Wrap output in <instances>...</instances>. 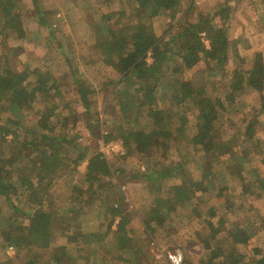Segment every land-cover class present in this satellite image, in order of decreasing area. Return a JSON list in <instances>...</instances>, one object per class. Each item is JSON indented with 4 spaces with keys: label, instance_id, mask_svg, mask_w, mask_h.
<instances>
[{
    "label": "trees",
    "instance_id": "trees-1",
    "mask_svg": "<svg viewBox=\"0 0 264 264\" xmlns=\"http://www.w3.org/2000/svg\"><path fill=\"white\" fill-rule=\"evenodd\" d=\"M129 1L133 7L132 14H128L125 9L99 12L97 19L100 24H92L90 28V32L96 31V35H103L100 40L102 64L109 70L115 89L108 100L114 106L112 115L106 117V109L102 116L91 112L93 91L85 87L86 83L80 77L79 70L72 65L68 51L64 53L67 71L54 77L48 86L42 81L29 80L34 70L28 67L18 70L12 68L10 57L15 56V50L9 48L4 53L3 66L6 68L0 71V198L7 200L12 195L22 196L20 188L14 186L12 179L11 185L6 182L7 177L13 178L18 172L46 171L36 181L37 192L41 197L44 196L43 183L55 184L48 172L45 149H52L57 155L61 151L60 143L76 147V141L82 135L79 131L71 137L60 135L69 127L71 113H68V109L74 106L64 97L74 91L77 93L78 101L82 103L88 117L85 131L91 138L96 136L93 138L96 139L93 154L86 169V174L92 176L89 189L92 201L85 208L76 209L75 202L70 201L67 212L56 208L57 214H51L35 209L25 210L15 203L11 204V213L0 228V246L3 250L11 248L15 254L27 246L35 251L26 261L20 263L16 258L13 264H144L150 261L148 249L145 246L140 248L142 242L148 239L147 228L134 227L132 217L127 218L128 210L115 215L107 206L117 201L115 183L131 190H140L150 197L145 209L149 213L152 230V227L165 229L178 218L181 208H189L199 221L200 228L196 230L199 235L190 234V238L184 241L194 248V252L202 253L198 264H245V256L235 254L230 247L247 245L252 235L262 229V226H255L254 222L246 226L227 222L216 206V202H225L231 191H239V198L245 200L250 196L249 193L257 199L263 197L262 179L256 163L242 165L238 161L244 151L264 158V124L261 125V133H256L259 126L257 119L264 113V51L258 50L260 44H252L244 33L233 38L227 19H231L234 6L229 4L214 13H205L197 22H189L178 19L182 10L181 0ZM32 5L37 24L45 26L47 22L37 1L32 0ZM251 5L255 6L257 13L264 11L262 1L255 0ZM21 8L22 5L15 0H0V37L5 35L9 38L17 33L16 23L21 20ZM112 14L117 17L118 22L114 26L119 31L102 32L104 27H108L104 22L109 21ZM223 15L226 19L220 20L218 24L215 17L221 18ZM159 16L164 20L179 22L175 31H172L173 25L157 38L153 31V19ZM130 17L136 21L129 20ZM21 24L24 28V19ZM56 47L62 49V42L56 43ZM232 47L254 52L252 68L246 70L238 67L228 74ZM202 62L217 65L229 77L224 97L211 99L199 90L192 93L181 91L179 98L172 91L169 100L157 94L156 86L167 65H181L191 70ZM46 67L38 68L37 73L49 75ZM244 90L257 93L260 108L244 122L240 128L242 132L237 134L232 130L235 131L238 124L235 126L233 123L244 117L239 111L229 114V108L242 106L241 96L237 95L243 96ZM38 101L46 104L47 111L51 113L49 125L57 130L58 135L51 137L44 130L34 131L20 126L14 130L8 127L12 121L13 125L19 124L11 118L12 110L29 112ZM135 117L139 118L138 124ZM139 122L145 123L146 127L142 128ZM105 127L112 129L103 136L101 130ZM18 129H23L26 135L23 140L19 139ZM117 131L131 139V147L124 158L136 162L135 171L127 178L123 177L128 172L113 168L97 146L98 138L109 143L116 138ZM154 134L159 135L158 143V138L152 139ZM7 136H10V140L6 147L3 140ZM217 149H221L219 153H215ZM170 150H176L177 160L169 157ZM201 157H205L201 167L204 175L196 172L193 166ZM47 200L46 203L52 204V199ZM245 206L242 205L240 209ZM90 207L105 209L111 214L105 228L100 222L95 226L98 228L93 234L98 238L97 250L93 253L90 250V255L95 253L94 263H90L89 258L67 251V244L76 245L81 239L66 233V244L52 251L51 240L56 235L52 216L64 214L73 217L79 213L76 224L73 222L75 228H79L84 220L86 222L92 218L89 215ZM115 221L127 229L128 236L118 248L109 247L105 241ZM253 254L255 264H264V254L260 249H255Z\"/></svg>",
    "mask_w": 264,
    "mask_h": 264
},
{
    "label": "rangeland",
    "instance_id": "rangeland-1",
    "mask_svg": "<svg viewBox=\"0 0 264 264\" xmlns=\"http://www.w3.org/2000/svg\"><path fill=\"white\" fill-rule=\"evenodd\" d=\"M15 1L22 5L20 11L22 16L21 20L16 21L18 27H16L17 33L15 35H11L9 38H6L5 35H1L0 37V71L6 68L3 66L4 53L10 48L15 50V56L13 58L12 56L10 57V65L12 68L18 70L20 67H28L30 70H34V74L29 77V80L42 81L48 86L54 77L67 71V65L64 62V53L68 51L67 53L70 54L69 59L72 65L79 70L80 77L86 83L85 87L93 91L90 103L91 112L98 113L99 116H102L104 109H106L105 116L112 115L114 106H112L113 104H109L108 100L115 93V89L114 84L111 83L112 76H110L109 70L102 64L100 40L103 38V35H96V31L94 33L90 32V28L92 24H100V21L97 19L99 12L108 13L125 9L128 14H132L133 7L130 1L100 0L98 3V0H36L42 13H44V19L47 22L45 26H39L37 24V17L32 0ZM253 1L255 0H217L216 2L214 0L213 4L207 5L206 10L209 13H214L226 4L234 6L230 17L231 19H227V23L233 32V38L244 33L252 44H260L261 48H258V50L261 49L264 51V11L257 13L255 6L251 5ZM259 1L263 2L262 7H264V0ZM181 2L182 10L179 14V21L182 19L189 22H197L206 13L201 9V6L195 3V0H181ZM258 6L260 7L259 4ZM23 19L24 28L21 26ZM222 19H226V17L224 15L221 18L219 16L215 17V21L218 24H220V20ZM116 20L117 17L112 14L110 20L104 22V25L107 23L108 27H104L102 32L105 30L114 32L116 30L114 25L118 22ZM129 20L136 21L132 17ZM178 22L176 20H164L160 16L154 18L153 31L155 36L157 38L161 37L165 32L164 30L169 29L173 25L172 31H175ZM118 31L119 29L116 30V32ZM251 33L253 34L252 36ZM118 34L122 35L121 33ZM58 42H62V49L56 47V43ZM253 60V51H245L238 47H232L231 59L227 66L228 74L233 73L238 67L249 70L253 66ZM44 67L50 72L47 76H44L40 72L37 73L38 68L44 69ZM228 79L227 74L222 73L217 65L209 64L208 62H202L191 70L185 69L181 65L172 67L169 64L160 76V81L156 86V92L162 98L166 96L164 100H169V97H172V91L179 98V92L181 91L192 93L199 90L205 96L207 95L211 99H214L221 96L224 97ZM237 96H241L242 106L229 108V114L239 111L244 117V119L239 120L237 123L233 121V124L235 126L238 124V127L235 131H232L238 134L242 132L240 128L244 126V122L252 118L260 106L257 102L258 95L253 90H244L243 96L241 94ZM64 100H70L74 106L71 105V109H68V113H71L69 127L60 135L71 137L76 131H79L82 133L81 139L76 141V147H70L60 143L61 151L57 155L52 152V149H45L44 152L48 160V172L52 175V181L55 184L48 185L47 183L45 185L43 183V197L37 192L36 181L39 176L42 178L43 174H46V171L38 169L26 174L18 172L13 178L12 176L6 178L8 184L11 185L13 181L14 186L17 185L20 188L22 196L12 195L7 200L0 198V228L3 227L2 225L6 221L5 219L10 215L11 204L14 203L25 210L35 209L41 212L57 214L56 208L61 212H67L70 201L75 202L74 208L76 209H81L83 206L85 208L88 202L90 203L92 201L89 191L92 185V176L86 174V169L91 154H93L92 150L95 147L94 142L96 141L93 138L96 136L91 138L85 131L88 117L82 103L78 101L77 93L75 91L72 92L70 96L64 97ZM10 113L11 118L21 124L13 125L12 121L8 127H12L14 130H17V127L20 126V128L26 127L34 131L44 130L50 133L49 136L51 137L58 135L57 130H53L51 125H49L51 113L47 111L46 104L40 101L29 112L12 110ZM135 118H137L135 120L137 122L139 118ZM257 120L259 126L256 128V133L259 135L262 130L261 125L264 124V113L260 114ZM23 121L24 124L22 123ZM192 123L193 120L190 121V124ZM140 126L145 128L146 124L142 122ZM50 127L52 131H50ZM111 129L112 127L102 128L101 135L106 136ZM225 133L227 132L225 131ZM18 134L20 140H23L26 136L23 129H18ZM158 137L159 135L156 136L154 134L152 139L156 140ZM8 140H10V136H7L3 140V144L6 147ZM36 140L38 142L39 139L36 138ZM158 142L159 138L157 139ZM97 146L99 151L109 160L113 168H120L128 172L123 178L129 177V174L135 171V160L124 158L131 147V139L126 134H123V132L117 131L116 138L109 143H104L101 138H98ZM220 150L217 149L215 153H219ZM169 157L177 160L178 155L176 150H170ZM204 158L201 157L193 165L196 172L199 171L201 174H203L201 167ZM257 158L259 157L252 152L244 151L238 157V161L242 165L248 162L256 163V168L260 172L261 184L264 189V163L262 164L264 158ZM116 184L115 199L117 201L115 202L117 203L112 202L107 206L113 211L112 214L115 215L118 213L124 214L128 210L127 218L132 217L131 222L134 227L147 228L148 239L142 242L140 248L145 246V249H148L150 261L144 264H172L168 254L176 253L181 255L180 264H198L200 262L202 253L194 252V248H191L189 243L184 241L185 238L186 240L190 238V234L197 235V237L199 235L196 232L200 228L198 227L199 221L189 208H181L178 218H175L173 223H169L170 225L165 229L152 227L154 229L152 230L149 225V213L145 209L148 206L150 197L141 193L140 190H131L127 186H119ZM28 191L32 196L29 195ZM18 192L19 190H17ZM238 192L231 191L229 198L223 203L216 202V206L219 213H221L227 222H236L244 226L254 222L255 226H262L261 232L259 231L258 234L252 235L247 245H233L234 247H230V250L234 251L235 254L245 256V264H255V258L253 257L254 250L260 249L264 254V190H261L263 195L261 199H257L249 193L250 196L245 200L239 198ZM46 198L52 199L50 201L52 204H49V202L46 203L48 201ZM242 205L245 206L243 207L244 211H242L243 208L240 209ZM120 210L121 212H119ZM89 215L92 218L86 222L84 220L79 228H75L79 213L73 217L64 214L59 216L53 215L54 234L56 235L51 240V250L55 251L59 246L66 244L67 241L64 235L66 233L81 239L76 245L67 244V251L74 253V255L79 254L85 259L89 258V262L94 263L96 259L95 253L90 255V250L92 253L97 250L98 238L93 236L94 232L98 230L95 226L100 222L102 228H105L107 222L110 220L111 214L106 212L105 209L100 210L90 207ZM74 221L75 224L73 223ZM116 223L117 221H115L111 228L112 232L105 238V241L109 247L118 248L122 246L123 240L127 239L128 236L127 229ZM117 226L119 227L116 230ZM86 230L87 232L83 233ZM34 252L33 248L27 246L20 253L15 254L11 248L3 250L0 246V264H13L16 258L17 262L22 263L33 256Z\"/></svg>",
    "mask_w": 264,
    "mask_h": 264
},
{
    "label": "built area",
    "instance_id": "built-area-1",
    "mask_svg": "<svg viewBox=\"0 0 264 264\" xmlns=\"http://www.w3.org/2000/svg\"><path fill=\"white\" fill-rule=\"evenodd\" d=\"M204 34H202V38L204 39ZM207 44V41L205 42ZM169 260L172 264H180L181 263V255L179 253L176 254H168Z\"/></svg>",
    "mask_w": 264,
    "mask_h": 264
},
{
    "label": "crops",
    "instance_id": "crops-1",
    "mask_svg": "<svg viewBox=\"0 0 264 264\" xmlns=\"http://www.w3.org/2000/svg\"><path fill=\"white\" fill-rule=\"evenodd\" d=\"M217 0H215L216 2ZM195 3L199 6H201V9H203L206 13L208 10H206V7L208 4H213L214 0H195Z\"/></svg>",
    "mask_w": 264,
    "mask_h": 264
}]
</instances>
